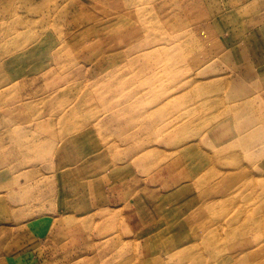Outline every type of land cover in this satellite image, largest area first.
I'll return each mask as SVG.
<instances>
[{"label":"rangeland","instance_id":"1","mask_svg":"<svg viewBox=\"0 0 264 264\" xmlns=\"http://www.w3.org/2000/svg\"><path fill=\"white\" fill-rule=\"evenodd\" d=\"M0 264H264V0H0Z\"/></svg>","mask_w":264,"mask_h":264},{"label":"crops","instance_id":"2","mask_svg":"<svg viewBox=\"0 0 264 264\" xmlns=\"http://www.w3.org/2000/svg\"><path fill=\"white\" fill-rule=\"evenodd\" d=\"M181 165V164H180ZM179 165V166H180ZM181 167V166H180ZM185 174V173H184ZM184 176H186L185 178V181L188 179V176L185 174ZM182 180L183 179H178V183L176 184H182ZM184 182V181H183ZM176 185V186H178ZM172 191V190H171ZM170 191V192H171ZM125 192V191H124ZM125 194V193H124ZM119 195V194H118ZM159 195H162V194H159ZM121 199H124V198H121ZM117 208H115V210L117 211H120L121 212V217H122V220L124 221V224H125V228L127 229V231L131 234V235H135L136 233H138L139 231H145L147 230L145 228V230H142L144 229L145 227V224L144 223H141L140 222V214L134 209L132 212H129V213H125L126 211H130L131 209H126L124 208V204L123 203H117ZM124 209V212L122 211ZM192 212L186 214L185 216H183L182 218V221L183 223L186 225V227L188 228V224L187 223H191V225L194 227V228H198L200 226H203V223H204V216H200L195 213V214H191ZM134 219L135 220V228L131 225V223H129L128 219ZM140 227L142 229H140ZM188 231V230H187ZM69 236H70V232H69V229L65 228V231H61L59 232V235L57 237H61L60 241L57 242L56 244L60 245L59 248H63L67 243L66 241L69 240ZM60 250V249H59Z\"/></svg>","mask_w":264,"mask_h":264},{"label":"bare ground","instance_id":"3","mask_svg":"<svg viewBox=\"0 0 264 264\" xmlns=\"http://www.w3.org/2000/svg\"><path fill=\"white\" fill-rule=\"evenodd\" d=\"M204 91H205V88L204 87H202L200 90H199V93H204Z\"/></svg>","mask_w":264,"mask_h":264}]
</instances>
